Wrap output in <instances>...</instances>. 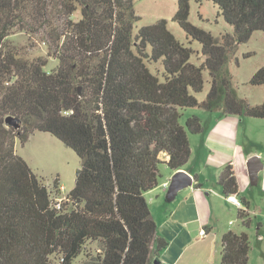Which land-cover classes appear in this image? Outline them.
<instances>
[{"label": "trees", "instance_id": "trees-1", "mask_svg": "<svg viewBox=\"0 0 264 264\" xmlns=\"http://www.w3.org/2000/svg\"><path fill=\"white\" fill-rule=\"evenodd\" d=\"M189 1L177 0L173 19L202 44L200 65L190 62L192 50L164 19L134 33L133 0H0V264H73L95 241L99 251L81 264H161L167 241L145 193L159 183V164L186 167L188 133L205 131L198 115L181 123L180 110L264 118V100L252 106L239 98L226 70L237 45L264 31V0H211L233 27L219 41L188 21ZM13 31L45 32L56 66L46 70V56H24L8 40ZM154 63L160 68L153 71ZM204 69L211 84L199 101L193 93L202 90ZM249 83L264 88V65ZM8 115L18 128L5 123ZM35 131L51 133L81 161L60 208L15 153L16 141L25 143ZM218 185L224 195L237 194L231 164ZM221 246L220 264H248L245 232L223 233Z\"/></svg>", "mask_w": 264, "mask_h": 264}, {"label": "rangeland", "instance_id": "rangeland-1", "mask_svg": "<svg viewBox=\"0 0 264 264\" xmlns=\"http://www.w3.org/2000/svg\"><path fill=\"white\" fill-rule=\"evenodd\" d=\"M177 9V0H133V10L139 17L134 25V33L142 26L155 23L159 19L166 20L167 29L184 46L192 50L190 62L200 65L204 61V54L201 53L202 44L188 36L180 27L178 22L173 19ZM79 10L73 14V19L77 20ZM188 21L209 32L218 41L225 33L233 34V27L226 23L219 9L211 0H190ZM8 40L18 48L27 58L46 56V70H51L57 64V60L48 56L49 42L45 32L38 34H28L24 31H13ZM264 65V31H253L249 39L239 43L233 54L229 57L226 70L230 77L231 88L236 95L243 99L248 105H259L264 100V88L261 85L249 83L255 71ZM154 71L160 68L158 63L150 65ZM203 87L200 92L193 93L194 96L202 101L205 99L211 84V77L206 69L202 71ZM181 111V123L190 115H198L202 124L208 127L212 118L218 117L217 110L208 111L199 107H186ZM217 115V116H216ZM239 124V139L243 142L246 149L257 152L259 157L264 159V118L241 116ZM200 134L188 133L191 147H196L197 156L202 155V147L195 142ZM195 143V144H194ZM15 153L21 156L31 171L38 179L50 190L52 201L59 196H67L73 188L76 170L80 168V158L76 153L66 146L61 140L46 131H35L28 140L21 144L18 140L15 143ZM166 165L159 164L160 172H165ZM58 179V185L63 187V191H55L53 182ZM251 203V224L242 225V220L237 218L236 213L230 212L228 217L233 220L231 228L240 233L245 231L249 236L250 245L258 246L255 238V230L259 226L264 230V192H260L257 186H253L251 191L246 192ZM67 202V200H64ZM63 201V202H64ZM100 249L98 242H88L82 253L75 258L73 264H81L87 258L88 253L95 254ZM264 260V259H263ZM259 261L257 251L251 255L249 264ZM264 262V261H263Z\"/></svg>", "mask_w": 264, "mask_h": 264}, {"label": "crops", "instance_id": "crops-1", "mask_svg": "<svg viewBox=\"0 0 264 264\" xmlns=\"http://www.w3.org/2000/svg\"><path fill=\"white\" fill-rule=\"evenodd\" d=\"M240 122V116L233 114L212 118L204 133L195 137L196 144L202 147L201 156H197V149L191 147L189 140L190 157L186 167L181 169L192 176L193 182L179 190L172 201H165V194L169 180L177 170L169 169L166 163H162L166 165L165 172L159 171L158 185L145 193L158 234L167 241L158 256L161 264H220L221 236L229 230L234 231L231 228L233 220L227 214L236 213L238 218L237 208L227 202L218 185V177L227 164L233 167L236 195L241 201L243 197L248 202V205L243 203L247 208L244 219L249 220L250 226L251 203L246 192L251 191L253 186L264 192V159L257 152L246 149L239 139ZM254 155L259 157L262 169L258 171L257 183L251 184L247 161ZM159 157L163 162L168 159L163 152ZM201 228L205 229V235L199 234ZM254 232L259 241L258 246L250 245L248 264L254 251L259 255L255 264H264V230L261 231L258 226ZM258 235L262 238L258 239Z\"/></svg>", "mask_w": 264, "mask_h": 264}, {"label": "water", "instance_id": "water-1", "mask_svg": "<svg viewBox=\"0 0 264 264\" xmlns=\"http://www.w3.org/2000/svg\"><path fill=\"white\" fill-rule=\"evenodd\" d=\"M5 123L14 128H18L20 126V121L17 120L16 117H13L11 115L5 117ZM247 169H248L250 183L256 184L258 171L262 169V163L258 156L254 155L248 159ZM79 172H80V168L76 170V176H78ZM192 182H193L192 176L184 169H179L176 172H174L167 186L165 201L167 202L172 201L176 197L179 190L187 186H190Z\"/></svg>", "mask_w": 264, "mask_h": 264}, {"label": "built area", "instance_id": "built-area-1", "mask_svg": "<svg viewBox=\"0 0 264 264\" xmlns=\"http://www.w3.org/2000/svg\"><path fill=\"white\" fill-rule=\"evenodd\" d=\"M63 191V187L58 185V187L55 189V191ZM49 194H50V190H49ZM51 199V196H50ZM225 199L227 200V202H229L230 204H232L234 207L237 208L238 210V214H239V218L241 220H244V215L246 214V210L247 208L245 207V205L243 204V202L241 201V199L235 194V193H228L225 195ZM64 200H68L67 196H59L56 197L54 201H52L51 199V204L53 207L55 208H60L61 204L63 203ZM65 202V201H64ZM244 216V217H243ZM230 223H232V221H230ZM200 235H205L206 231L204 228H201L199 231ZM262 237L260 235H258V239H261Z\"/></svg>", "mask_w": 264, "mask_h": 264}]
</instances>
